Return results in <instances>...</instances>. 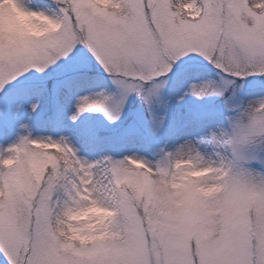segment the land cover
<instances>
[{
    "label": "snow or ice",
    "instance_id": "obj_1",
    "mask_svg": "<svg viewBox=\"0 0 264 264\" xmlns=\"http://www.w3.org/2000/svg\"><path fill=\"white\" fill-rule=\"evenodd\" d=\"M97 66L76 135L134 97L153 139L180 109L163 146L86 159L19 120L30 78L60 100ZM0 264H264V0H0Z\"/></svg>",
    "mask_w": 264,
    "mask_h": 264
},
{
    "label": "rangeland",
    "instance_id": "obj_2",
    "mask_svg": "<svg viewBox=\"0 0 264 264\" xmlns=\"http://www.w3.org/2000/svg\"><path fill=\"white\" fill-rule=\"evenodd\" d=\"M99 79L95 84L87 85L79 89H73L71 94H65L62 99L58 100L56 89L57 81L62 69H53L48 76H38L30 78L27 87L33 92V95L25 98L24 110L20 113L19 120L25 121L31 125L34 136L58 138L61 135H68L72 138L74 146L79 150L80 155L86 159H93L102 154L112 153L120 156L131 154L133 152L146 154L152 147L163 146L168 139L171 126L178 119V107L173 103L172 111L169 113L167 122L155 139L149 137L146 116L139 108V102L133 97L130 98L125 107L121 121L115 126H108L99 114H85L83 123L91 124L94 127L102 129L106 134V141L95 149H90L89 145L84 143L77 135L76 131L81 126L73 124L69 120L73 110L74 96L86 92L99 91L100 88H106L108 91L113 90V86L107 82L102 70L98 69ZM47 81H50L46 84ZM46 89V90H45ZM14 91H20L16 89ZM165 95H168L165 92ZM41 100L40 109L28 118L27 100ZM186 104L193 110L210 106V101L197 103L193 100H187ZM150 159L152 157H149Z\"/></svg>",
    "mask_w": 264,
    "mask_h": 264
}]
</instances>
